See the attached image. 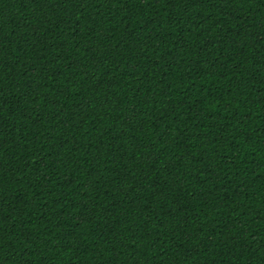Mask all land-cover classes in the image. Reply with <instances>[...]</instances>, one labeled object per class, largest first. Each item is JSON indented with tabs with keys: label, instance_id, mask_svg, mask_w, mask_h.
<instances>
[{
	"label": "trees",
	"instance_id": "obj_1",
	"mask_svg": "<svg viewBox=\"0 0 264 264\" xmlns=\"http://www.w3.org/2000/svg\"><path fill=\"white\" fill-rule=\"evenodd\" d=\"M0 264H264V0H0Z\"/></svg>",
	"mask_w": 264,
	"mask_h": 264
}]
</instances>
